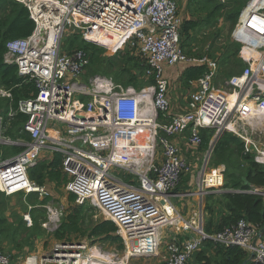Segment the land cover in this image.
Masks as SVG:
<instances>
[{"label":"built area","instance_id":"2783aa9c","mask_svg":"<svg viewBox=\"0 0 264 264\" xmlns=\"http://www.w3.org/2000/svg\"><path fill=\"white\" fill-rule=\"evenodd\" d=\"M18 1L27 8L34 30L26 38L7 42L4 63L15 65L20 76L33 80L36 94L18 107L28 116L23 129L29 142L4 137L0 116V145L23 147L12 157L0 158V192L6 197L36 194L40 201L50 198L42 206L47 211L45 226L56 231L65 216L63 204L53 207L61 201L58 190L53 184L37 185L28 171L47 159L46 154H59L67 176L64 195L73 196L77 206L92 204L117 226L127 260L157 257L166 239L163 263L187 264L209 240L238 247L252 262L264 264V237L256 227L240 220L222 233L207 235L201 214L197 220L186 221L171 200L181 177L189 172L182 149L173 141L178 137H184L186 147L192 149L202 143L201 130H214L213 140L231 133L242 141L244 153L264 166V145L236 128V122L264 117V0H251L231 33L247 62L240 75L223 84L232 96L214 83L215 60L189 58L183 52L178 0ZM67 28L77 31L84 41L93 38L96 45L112 36H118L121 45L135 44L144 62V80L153 78L154 85L134 89L110 77L85 80L87 54L61 51ZM99 46L107 54L120 50ZM182 63L205 66L206 73L187 95V111L173 115L164 68ZM9 96L0 87V97ZM211 154L210 146L194 185L197 197L222 193L224 168L208 166ZM243 192L264 198L262 189ZM174 217L178 235L164 229ZM24 222L32 226L29 214ZM96 253L87 240L57 242L49 251L30 253L16 264H105L106 255ZM0 264L11 263L0 254Z\"/></svg>","mask_w":264,"mask_h":264},{"label":"trees","instance_id":"16d2710c","mask_svg":"<svg viewBox=\"0 0 264 264\" xmlns=\"http://www.w3.org/2000/svg\"><path fill=\"white\" fill-rule=\"evenodd\" d=\"M248 2L249 0H188L185 11L188 16L181 22L179 31L181 48L183 52L186 50L187 54L184 53L188 56L206 57L217 62L218 71L214 81L216 86L218 80L223 86L226 80L240 75L247 67L242 46L230 39L229 35L225 41L221 38L223 29L232 33L241 11ZM220 18L218 29L212 32ZM33 30L34 23L23 4L18 0H0V87L10 95L0 97V116L3 123L2 134L12 141H30L29 134L23 129L28 116L20 113L18 107L20 102L34 97L36 87L33 80L18 74L15 65L4 63L6 44L10 40L28 37ZM205 31L209 33L205 34ZM201 38L204 39L199 44ZM102 45H108L112 49V37H108ZM117 49L120 50L107 54L101 46L84 41L77 33L67 35L61 45L63 53L71 54L74 50H82L87 54L89 66L85 80L93 76H102L112 78L118 85L134 89L153 86L155 83L153 78L144 80L145 66L143 59L134 53L133 49L136 48L126 46L123 50L120 47ZM190 52H193V55H190ZM205 73V66H189L183 71L180 81L188 88L191 82H197ZM214 133V130L200 131L202 139L200 150L208 149ZM22 150L21 146L0 145V158L12 157ZM209 162L211 167L223 166L225 170L222 193L208 194L204 199L206 214L203 224L204 233L207 235L222 233L240 220L256 227L258 231L264 229V198L243 192L253 188L264 190V166L255 163L253 155L244 153L242 141L227 132L221 134L214 142ZM61 163L62 156L59 154H53L47 160L41 159L29 169V179L40 186L51 183L56 190L62 191L67 184V178L61 169ZM124 179L129 181L131 177L125 176ZM178 188L183 190V187ZM27 198L28 201L31 199V203L37 201L35 195ZM67 199L65 216L59 228L52 233L54 240L71 242L72 237L88 235L93 239L91 242L104 240L118 245V249L123 251L122 239L116 235L117 228L112 222L104 221L88 225V218L83 216V207L74 205L73 196L70 195ZM4 200V194L0 192V205H3L0 208V254L2 255L6 249L4 243L22 251L23 245L25 246L29 241L27 238L33 239L41 235L37 213H43L45 210L42 206L51 199L39 200L37 207L30 211L32 221L30 228H27L22 218H17V223L8 221L4 215ZM187 264L257 263L252 262L238 247H224L208 240Z\"/></svg>","mask_w":264,"mask_h":264},{"label":"rangeland","instance_id":"374dc122","mask_svg":"<svg viewBox=\"0 0 264 264\" xmlns=\"http://www.w3.org/2000/svg\"><path fill=\"white\" fill-rule=\"evenodd\" d=\"M187 3H188V0H178V13L182 21L186 16H188V14L185 12L187 9ZM220 22H221V18L219 19V22L216 25V28L213 29L212 32L218 29L217 27L220 25ZM222 32H223V37L221 36L222 37L221 40L225 41L228 35H229V38H231L230 37L231 33H229L227 29H223ZM75 33L79 34L77 31L67 28V33L63 37V39H66L67 35L69 34L71 35ZM208 33H209L208 31H205V34H208ZM202 39L204 38H201L199 40V44H201ZM224 41H221V43ZM128 44L129 42L121 45L123 46L121 50H123L124 47H126ZM135 46L136 45L134 44L131 48H134ZM117 48L112 49V51L114 50L116 51ZM133 50H134V53H137V49H133ZM184 52L186 53V50H184ZM190 55H193V52H190ZM188 57L193 58L195 56H188ZM216 84L218 85L220 90H223L226 93H228L230 96H232L233 92L228 88L222 87L220 80H218ZM183 91L184 93L182 94H185L187 98V95L192 91V89H190V87L185 88L183 85ZM236 128L237 130H239V132L246 133L248 136H250L253 139V141L258 143L259 145H264V117H261V118L250 117L248 119L243 120L242 122H236ZM207 150L202 151L200 150V147L192 148L188 150H185V148L184 150L182 149L183 151L182 154H184V158H186L185 162L187 163L189 167V172L187 174H184L180 180L181 182L178 185H176L173 191L175 193V197H173L171 200L179 216L184 218L186 221H188L189 219L197 220L200 214L202 215L204 220L206 219V214L204 211V207H205L204 199L206 198V196L197 197V193H196L197 188L194 185L198 181V173L204 162L203 156L205 155ZM208 166L211 167L210 162L208 163ZM123 175H126V174L119 173L120 177H123ZM184 181H187V182L185 184H182V182ZM188 184H190V186H188L190 189L187 188ZM178 187H183V190ZM189 192H192V194L190 195L185 194ZM56 194L60 196L59 198H61V201L53 205V207L60 208L63 204L66 209V206L68 205V199H67L68 196L64 195L63 190L59 192L56 191ZM30 195H33V196L35 195L37 197L36 194H30ZM30 195L24 196L23 194H20V195L11 196V197L4 196L5 198L4 215L8 219V221L10 222L16 221L17 223V218H22V220L24 221V217L27 214H29L30 216V211L35 208V206L37 205L39 201V198H37V201L31 203V199H29L28 201V198H27ZM2 206L3 205H0V208ZM82 207L84 209L83 216L85 218H88V222H89L88 225H91L97 222L100 223L104 221H109V220H106L105 215L101 213V211H99L97 208H95L92 204L90 205L89 203H86ZM37 216L39 217L38 223H39V227L41 230V235L40 236L38 235V237L36 238L34 237L33 239L27 238L29 239V241L25 245L26 247L23 245L24 249L22 251H19V249H15V247L13 248V246L11 247L10 244L4 243V245L6 246V249L4 251V256H7L9 258L11 264H16L20 262L21 259H23L24 257L28 256L30 253H33V252H39V253L47 252L55 243H57V241L54 240V238L52 237V233L54 232L50 231L45 226V220L47 218V211H43V213L38 212ZM89 218H90V221H89ZM91 221L93 222L91 223ZM176 222L177 221L174 217L171 223L164 229H166V231H168L172 235H178L176 233H179V232L178 231L176 232V230H174L176 228L174 227V224ZM112 224L115 225L113 222ZM115 227L117 228L116 225ZM27 228H30V227H27ZM116 235L121 238V235L118 232V228H117ZM83 240L89 241V246L96 247L98 255L100 256L106 255L105 264H163V262L165 261L166 254H164V242L166 241V239L163 240V244L160 247V254L157 257L140 258L136 260H133V259L127 260L125 247L122 251L118 249V245L110 244L109 242L104 241V240H98L95 242H91L93 241V239L92 237L88 235L84 237H72V241H83Z\"/></svg>","mask_w":264,"mask_h":264},{"label":"crops","instance_id":"0c3cea01","mask_svg":"<svg viewBox=\"0 0 264 264\" xmlns=\"http://www.w3.org/2000/svg\"><path fill=\"white\" fill-rule=\"evenodd\" d=\"M230 37H231V35H230ZM230 39H232V38H230ZM105 41L106 40H104L102 42V44ZM118 41H119L118 39H116L112 36V49L116 48L120 44ZM188 67H189L188 64L182 63V64L175 65L173 67H165L164 68V75L169 82V97H170V106H171L170 109H171V113L173 115H179V114H182L183 112L187 111V98H186L185 94H182V93H184V91H183V83L180 81V77H181L183 71ZM195 86H196V82H191L189 85L190 89H192V90L195 89ZM173 141L178 144L180 149L184 150V148H185V150H188V148L186 147V143H184V137H178L177 139H173ZM213 142H215V139L211 140L209 147H208V150L210 149L211 143H213ZM52 155L46 154L44 158L49 159ZM182 155L184 156V154H181V156ZM221 167H223V166H221ZM61 169H62V165H61ZM224 170H225V168H224ZM66 178H67V176H66ZM48 184H51V183H48ZM187 186H189V184ZM203 221H204V218H203ZM164 254H165V250H164Z\"/></svg>","mask_w":264,"mask_h":264},{"label":"bare ground","instance_id":"6f19581e","mask_svg":"<svg viewBox=\"0 0 264 264\" xmlns=\"http://www.w3.org/2000/svg\"><path fill=\"white\" fill-rule=\"evenodd\" d=\"M113 37L116 38V39H118V36H113ZM104 40H106V39L103 38V39L101 40V42H100L101 44H100V45H102V42H103ZM91 41H93V43H97V42H95V41L93 40V38H90V42H91ZM120 45H121V44H119L117 47H119ZM117 47H116V48H117ZM114 49H115V48H114ZM111 50H112V49H111Z\"/></svg>","mask_w":264,"mask_h":264},{"label":"water","instance_id":"95a60500","mask_svg":"<svg viewBox=\"0 0 264 264\" xmlns=\"http://www.w3.org/2000/svg\"><path fill=\"white\" fill-rule=\"evenodd\" d=\"M250 1H251V0H250ZM250 1L247 3L246 7L250 5ZM220 135H221V134L217 135L215 141L217 140V138H218ZM213 144H214V142L212 143L211 148H212ZM263 233H264V229H262V230L260 231V234H263Z\"/></svg>","mask_w":264,"mask_h":264},{"label":"clouds","instance_id":"9594fccd","mask_svg":"<svg viewBox=\"0 0 264 264\" xmlns=\"http://www.w3.org/2000/svg\"><path fill=\"white\" fill-rule=\"evenodd\" d=\"M250 1V0H249ZM246 7V6H245ZM174 193V192H173ZM174 195H175V193H174Z\"/></svg>","mask_w":264,"mask_h":264}]
</instances>
